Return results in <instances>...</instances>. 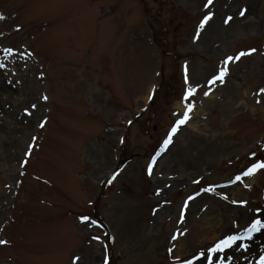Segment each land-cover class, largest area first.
Instances as JSON below:
<instances>
[{"label":"rangeland","instance_id":"1","mask_svg":"<svg viewBox=\"0 0 264 264\" xmlns=\"http://www.w3.org/2000/svg\"><path fill=\"white\" fill-rule=\"evenodd\" d=\"M207 3L0 0V264H185L264 221V0Z\"/></svg>","mask_w":264,"mask_h":264},{"label":"snow or ice","instance_id":"2","mask_svg":"<svg viewBox=\"0 0 264 264\" xmlns=\"http://www.w3.org/2000/svg\"><path fill=\"white\" fill-rule=\"evenodd\" d=\"M210 3H211V0H208V3L205 4V7H208V4H210ZM241 14H243V10L241 11ZM211 15H212V13L209 12L207 15H205L201 19L200 27L204 26L205 22L211 17ZM2 18H3L2 15H0V19H2ZM17 27H19V25H17ZM5 51L11 52L13 50L12 49H5ZM248 51L250 52L253 50L249 49ZM244 54H245L244 52H241V53L237 54L236 57H231V56L226 57V62L231 61L233 59H239V57L241 55H244ZM226 72H227V67L226 66L221 67L219 69L218 74L212 76L211 79L208 81V83L211 84L214 81H222ZM194 91H195V88H189L184 93V96L187 97ZM260 92L264 93V89H260ZM204 94L207 95L208 93L205 92ZM191 107H192L191 104L187 105L188 109H190ZM187 118H188V112L186 110L183 117L181 119H178L176 121V124L173 125L171 131L169 132V137L171 136V134L173 132L176 131L177 125L183 124L185 122V120H187ZM167 143H169V140L166 138L164 144L166 145ZM148 167L150 170L151 164H149ZM259 168H264V161L258 160L255 163L250 164L249 167L247 168V170L243 173V175L244 176L251 175L252 173H254ZM240 178L241 177L238 175L236 177V180H240ZM234 203H236V201H234ZM238 203L245 204L246 202L245 201H238ZM255 211L257 213L261 212V210L259 208H257ZM80 219L82 221H88L89 217L81 216ZM96 223L97 222L95 220L91 221V224H96ZM261 228H264V221H262L259 218V216H257L248 224V226L244 230H242L241 232H234L233 234L226 235L222 239L217 240L207 249L206 252L202 250L200 253L197 254V256L192 257V260H198L200 257H203L206 259L207 264H228V261L231 259V257H227V259H225L223 256H219L218 258H214L213 254L214 253H222L224 251V249L229 248L231 245H233L237 241H243L245 238L251 237L253 235V233L258 232ZM97 239H99V237H97ZM0 243H5V241H0ZM239 247L240 248H246L247 245L245 243H240ZM192 260L186 261L185 264H192ZM258 264H264V254H261L259 256Z\"/></svg>","mask_w":264,"mask_h":264},{"label":"bare ground","instance_id":"3","mask_svg":"<svg viewBox=\"0 0 264 264\" xmlns=\"http://www.w3.org/2000/svg\"><path fill=\"white\" fill-rule=\"evenodd\" d=\"M261 234H257L255 236L253 235L254 237H252L251 240H250V242H249L250 244H249L248 250H252V247L254 246L255 242H257V240L259 239V237H262Z\"/></svg>","mask_w":264,"mask_h":264}]
</instances>
